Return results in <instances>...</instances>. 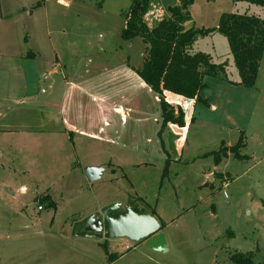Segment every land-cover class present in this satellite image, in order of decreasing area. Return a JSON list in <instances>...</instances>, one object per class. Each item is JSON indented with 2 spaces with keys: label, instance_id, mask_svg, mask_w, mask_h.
I'll return each instance as SVG.
<instances>
[{
  "label": "rangeland",
  "instance_id": "rangeland-1",
  "mask_svg": "<svg viewBox=\"0 0 264 264\" xmlns=\"http://www.w3.org/2000/svg\"><path fill=\"white\" fill-rule=\"evenodd\" d=\"M58 1L0 0V115L33 117L35 126L37 117L52 114L30 101L56 112L63 107L75 128L76 166L66 169L61 156L8 149L0 139V197L17 212L0 210V264H108L113 254L120 257L113 264H233L234 253L246 252H254L252 264H264V55L247 88L238 85L227 39L198 35L188 53L208 55L225 71L205 77L202 101L167 92L183 125L164 124L157 95L136 74L145 45L120 38L132 0H69L67 7ZM177 5L152 0L144 22L152 28ZM187 11L186 29L212 30L222 14L264 18V9L235 0H195ZM53 66L55 80L48 74L43 81ZM64 78L74 84L67 93ZM241 133L244 159L229 155L215 165L203 157L221 143L234 146ZM93 162L104 171L88 182L84 169ZM43 195L55 207L42 203L38 212ZM111 203L153 216L166 251L71 235L72 222Z\"/></svg>",
  "mask_w": 264,
  "mask_h": 264
},
{
  "label": "trees",
  "instance_id": "trees-1",
  "mask_svg": "<svg viewBox=\"0 0 264 264\" xmlns=\"http://www.w3.org/2000/svg\"><path fill=\"white\" fill-rule=\"evenodd\" d=\"M177 1V6L167 8L169 17L161 19L150 28L144 22V17L149 11L152 0H132L123 14L125 23L120 38L124 41L141 39L145 45V55L136 74L157 95L163 123L183 125L181 111L179 110L175 117L173 107L164 99V92H170L185 99L202 101L199 99V93L206 86L205 77L216 76L225 71L224 64L211 63L208 55L188 53V48L196 37L212 32H218L224 36L228 41L239 76L238 85L252 88L258 74L260 60L264 55V18L247 14H222L216 28L212 30L186 29L185 24L190 20L187 9L195 0ZM235 1L264 9V0ZM243 147L241 133L234 146L226 147L221 143L217 151L210 152L203 157H213L215 165L229 155L242 160L244 157L239 151ZM37 201L40 204L38 206L46 203V207H55L48 195L38 198ZM262 206L264 207V202ZM253 256L254 252L234 253L231 261L233 264H252Z\"/></svg>",
  "mask_w": 264,
  "mask_h": 264
},
{
  "label": "crops",
  "instance_id": "crops-1",
  "mask_svg": "<svg viewBox=\"0 0 264 264\" xmlns=\"http://www.w3.org/2000/svg\"><path fill=\"white\" fill-rule=\"evenodd\" d=\"M59 1L60 2L63 1L64 3L62 4ZM59 1L58 2L65 7H67L70 4L69 0H59ZM31 53L34 54V55L33 54L29 55L32 60H37V58L41 60V54L39 53L35 54L34 52H31ZM57 60H58L57 58L53 59V62L55 63V65L58 64L56 63ZM260 65L261 63L259 64V67ZM41 70L42 69H40V71ZM37 72H39V70ZM57 73L58 72H57L56 66H53V68L50 69L49 72H45V71L43 72L42 80L44 81L45 77L48 74L52 78L56 76ZM19 74L23 75L25 79V76H26L25 74L21 72ZM52 80H55V79L52 78ZM35 82L37 83L35 87H38L40 83H42V81L38 78L35 79ZM63 84L65 85V89H66L65 93H67V87L71 85L74 86V84L67 81L66 78H64ZM41 93L44 94L45 90L42 89ZM166 93L167 92H164V97ZM30 105H32L31 107L35 109L38 108L42 110L44 113L46 114L50 113L52 115L51 116L45 115V116L37 117L35 119V123L37 125L35 126L29 122V120L31 121L33 120V117L31 118H24V117L10 118L7 116L0 115V139L5 140L7 142L5 143V146L11 150L21 151V152L26 151L32 155H35V154H42V155L46 154L50 156L56 155V157H59V158L61 156L60 159H61L62 166H65L66 169L67 168L73 169L74 171L76 169V166L71 167L72 158H71V152H70L71 145H75L74 136H73L75 128L73 127L72 120L68 117V115L65 114L63 107L60 108L58 112H56V110H54L55 108L50 107L51 104H48V103L45 104V103H36L35 101L33 102L30 101ZM41 108H45V109H41ZM0 109H3V107H0ZM113 110L117 112L119 109L114 108ZM49 126H53V127L49 128ZM85 134H88V132ZM85 134L83 133V135ZM93 135L96 136V134H93ZM2 151H4V147L0 146V152ZM173 151L175 153L174 148H173ZM88 165H89L88 167H102L103 168V166L99 165L98 162H93ZM24 189L25 188H22V191ZM121 205L128 206L131 209L133 208V206H129V203L121 204ZM0 210H5L4 212H6L10 217L17 215V212L14 211L13 207H11V200L9 198L6 199V198L0 197ZM40 211L38 210V212ZM81 219L83 218H78L75 221H78ZM72 223L70 224V226H72ZM117 256H118L117 254H113V258L111 262L108 264L116 263L118 259L120 258Z\"/></svg>",
  "mask_w": 264,
  "mask_h": 264
},
{
  "label": "water",
  "instance_id": "water-1",
  "mask_svg": "<svg viewBox=\"0 0 264 264\" xmlns=\"http://www.w3.org/2000/svg\"><path fill=\"white\" fill-rule=\"evenodd\" d=\"M102 167H86L84 176L88 182L98 180ZM73 237L89 239L124 238L130 242L145 240L144 246L158 252L166 251V240L160 232L158 221L144 212H135L120 203H111L100 212L93 213L72 224Z\"/></svg>",
  "mask_w": 264,
  "mask_h": 264
},
{
  "label": "built area",
  "instance_id": "built-area-1",
  "mask_svg": "<svg viewBox=\"0 0 264 264\" xmlns=\"http://www.w3.org/2000/svg\"><path fill=\"white\" fill-rule=\"evenodd\" d=\"M37 209L40 211V210H42V207L41 206H38Z\"/></svg>",
  "mask_w": 264,
  "mask_h": 264
},
{
  "label": "flooded vegetation",
  "instance_id": "flooded-vegetation-1",
  "mask_svg": "<svg viewBox=\"0 0 264 264\" xmlns=\"http://www.w3.org/2000/svg\"><path fill=\"white\" fill-rule=\"evenodd\" d=\"M135 212H138V211H135ZM144 241H145V240H142V241H140L139 243H144Z\"/></svg>",
  "mask_w": 264,
  "mask_h": 264
}]
</instances>
